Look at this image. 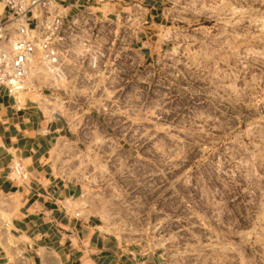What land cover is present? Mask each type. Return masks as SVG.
Segmentation results:
<instances>
[{
	"label": "rangeland",
	"instance_id": "1",
	"mask_svg": "<svg viewBox=\"0 0 264 264\" xmlns=\"http://www.w3.org/2000/svg\"><path fill=\"white\" fill-rule=\"evenodd\" d=\"M125 1L67 22L66 79H33L74 125L55 172L102 229L162 264H264V0ZM149 14L155 42L140 49ZM10 261L25 264L18 248Z\"/></svg>",
	"mask_w": 264,
	"mask_h": 264
},
{
	"label": "crops",
	"instance_id": "2",
	"mask_svg": "<svg viewBox=\"0 0 264 264\" xmlns=\"http://www.w3.org/2000/svg\"><path fill=\"white\" fill-rule=\"evenodd\" d=\"M54 1L63 9L65 23L71 20L77 27L87 11L101 20L134 8L125 0ZM154 3L144 9L153 12ZM155 16L149 14L133 29L132 42L140 43V49L155 42ZM32 88L10 94L0 86V197L10 200L5 211L11 213L8 229L0 227V264H13L16 248L25 264H162L158 253L102 229L100 218L81 204L83 192L55 172L51 149L73 138L74 125L62 107L64 100L58 97L51 105Z\"/></svg>",
	"mask_w": 264,
	"mask_h": 264
},
{
	"label": "built area",
	"instance_id": "3",
	"mask_svg": "<svg viewBox=\"0 0 264 264\" xmlns=\"http://www.w3.org/2000/svg\"><path fill=\"white\" fill-rule=\"evenodd\" d=\"M0 2L5 9L0 16V86L10 94L24 90L37 52L53 66L57 78L66 79L59 49L62 33L69 27L63 9L54 0ZM14 170L20 174L18 167Z\"/></svg>",
	"mask_w": 264,
	"mask_h": 264
},
{
	"label": "bare ground",
	"instance_id": "4",
	"mask_svg": "<svg viewBox=\"0 0 264 264\" xmlns=\"http://www.w3.org/2000/svg\"><path fill=\"white\" fill-rule=\"evenodd\" d=\"M41 61H45L47 62L46 60H43V59H39V58H35L33 60V64H31V67H30V73L27 75V78L25 80V85L27 87H32L33 86V79L35 76H37V74H40V72H44V74L46 75L45 71L47 72V74H49L51 77H52V80H53V85H58L60 80L62 79H65V78H57L54 74V69H53V66L51 67L50 64H46L45 62H41ZM42 63L41 65H35V64H39V63ZM43 75V74H42ZM61 81V82H62ZM0 205L1 206H4L5 205V202H1L0 201ZM7 212V211H6ZM6 212L4 210V207L3 209H1L0 211V218L1 219H5L7 216H6ZM13 243V241L11 240L10 243Z\"/></svg>",
	"mask_w": 264,
	"mask_h": 264
}]
</instances>
